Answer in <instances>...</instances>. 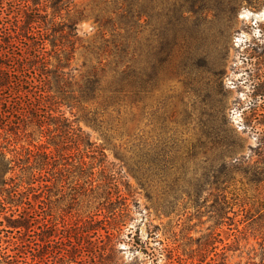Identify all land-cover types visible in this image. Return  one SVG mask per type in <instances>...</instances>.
<instances>
[{
	"label": "rangeland",
	"instance_id": "obj_1",
	"mask_svg": "<svg viewBox=\"0 0 264 264\" xmlns=\"http://www.w3.org/2000/svg\"><path fill=\"white\" fill-rule=\"evenodd\" d=\"M50 4L42 0L39 6ZM43 13L47 19L53 17L51 7ZM69 19L80 40L69 60L64 51L71 48L62 45L58 34L56 47L47 40L42 53L50 68L61 61L65 77L72 81L81 80L93 67L110 76L121 56L133 73L131 100L101 108L95 123L86 117V110L98 107L95 102L60 108L76 118L91 142L105 148L110 169L118 171L134 193V212L124 222L106 264H151L134 246L133 236L138 231L147 240L154 226L159 237L150 238L153 245L162 240L169 247L178 246L171 261L180 254L191 264H264V169L257 170L264 167L259 164L264 126L246 110L258 78L264 76V0H73L70 11L56 15L60 24L55 25L61 27ZM28 54L33 56L32 51ZM33 62L42 65L37 59ZM53 129L45 125L41 133L28 118L22 130L30 135L12 138L10 148L24 150L25 156L43 145L48 146L46 153H53L54 147L47 144ZM220 132L236 133L243 144L239 155L250 160L252 168L249 173L233 172L229 182L217 185L215 176L226 180L224 173H214L222 166L211 139ZM65 153L86 156L74 145ZM145 153L150 160L158 158L166 171L147 184L148 190L138 188L121 161L123 155L133 164ZM55 159L34 184L15 168L4 175L7 184L0 185L1 202L16 190L23 201L20 210L30 203L40 214L37 231L44 222L57 223L60 229L79 226L104 199L98 198L99 167L94 169L95 190L84 191L77 168L64 165L67 159L58 155ZM36 161L31 157L32 164ZM119 186L126 194V187ZM7 211L11 213L8 207ZM107 236L101 230L97 245ZM85 246L89 254L92 245Z\"/></svg>",
	"mask_w": 264,
	"mask_h": 264
},
{
	"label": "trees",
	"instance_id": "obj_2",
	"mask_svg": "<svg viewBox=\"0 0 264 264\" xmlns=\"http://www.w3.org/2000/svg\"><path fill=\"white\" fill-rule=\"evenodd\" d=\"M41 2L42 0H0V185L7 184L4 175L15 168H20L29 184L40 181L41 171L52 166L58 155L59 158L67 159L64 165L77 168L78 176L84 180V191L95 190L92 183L95 177L94 169L99 167V176H101L99 189L102 192L99 193L98 198L104 199L99 200L95 211L87 215L79 226L68 225L60 229L57 223L44 222L37 227L41 230L37 231L35 225L40 222V214L32 209L30 203L20 210L23 204L20 193L16 190L9 191L6 202L0 201V217L3 214V219L0 218V264H56L58 261L64 264H106L109 254L114 250L122 234L124 222L134 212L131 207L134 203V193L130 186L122 181L119 172L110 169L105 148L91 142L78 125L76 118L70 119L60 108L64 104L72 108L83 103L95 102L98 107L86 110L87 119L95 123L101 115L99 111L101 108L107 110L111 106L120 105L125 100H131L130 87L133 73L131 65L128 62L125 65L121 56L116 58L119 60L115 61V68L110 70V76L105 74L104 70L93 67L81 77V80L72 81L70 77H65L61 61L54 69L50 68L49 63L44 61V53H42L46 41L49 40L53 47H56L58 34L64 40L62 45L71 48L70 51H66L67 48L64 51L65 58L69 60L80 38L72 19L64 21L61 27H57L55 24L60 22L54 20L63 10L67 12L71 10L73 0H50V6L46 5L45 9L40 8ZM47 7L53 10L51 19H47L48 14L43 13ZM29 42L32 44L30 45ZM29 45L32 46L31 50ZM28 51H32L33 56L29 54L28 56ZM34 59L42 61V65L37 67L33 62ZM251 96L252 100L246 109L250 114L249 118L264 126L263 75L258 78ZM49 100L52 101L51 104H47ZM53 105L55 107L52 108ZM28 118L35 121V126L41 133L45 125L54 126L52 130L54 135L47 143L54 147L53 153H46L45 149L48 146L43 145L38 147L41 150L34 153L29 150L25 156L24 150L17 151L10 148L12 138L20 140V136L30 135L22 130ZM261 133L259 145L263 148V157L259 164L264 166V128ZM211 144L215 151L220 152L216 161L222 166L214 173L218 171L224 173L226 177V180H223L221 176H215L217 185L229 182L233 172H250L252 168L250 160L246 161L245 156L239 155L243 144L236 133L220 132L217 138L211 139ZM72 145L86 156L76 158L65 153ZM8 154H12V157ZM31 157L37 159L36 165L30 162ZM85 157H89L90 161L85 160ZM121 161L133 173L138 188L144 190L150 188L147 185L149 182L160 179L161 175L166 173L160 160L158 158L150 160L146 153L133 163L134 165L123 155ZM259 168L264 169L261 165L257 170ZM30 170H38V172L35 174V171L32 173ZM257 170L254 171L259 173L260 171ZM119 185L126 187V194L121 193ZM135 204L137 205L136 201ZM7 207L11 211L9 214ZM158 229V226H154L147 240H143L137 231L133 236L136 249L143 252L151 260V264H191L180 254H176V258L171 261L172 254L178 251V246L169 247L162 240L156 245L152 244L150 238L159 237ZM101 230L108 234L107 241L97 245L95 240L99 239ZM86 244L92 245L89 254H86ZM42 249L45 251L40 254ZM28 254L32 256L31 261L27 258ZM51 257L56 261H50Z\"/></svg>",
	"mask_w": 264,
	"mask_h": 264
}]
</instances>
